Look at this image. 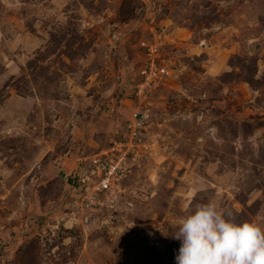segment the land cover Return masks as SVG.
<instances>
[{"label": "rangeland", "instance_id": "rangeland-1", "mask_svg": "<svg viewBox=\"0 0 264 264\" xmlns=\"http://www.w3.org/2000/svg\"><path fill=\"white\" fill-rule=\"evenodd\" d=\"M120 142L113 222L65 229L70 176ZM210 201L264 224V0H0V264H176Z\"/></svg>", "mask_w": 264, "mask_h": 264}, {"label": "clouds", "instance_id": "clouds-1", "mask_svg": "<svg viewBox=\"0 0 264 264\" xmlns=\"http://www.w3.org/2000/svg\"><path fill=\"white\" fill-rule=\"evenodd\" d=\"M176 264H264V224L237 221L215 202L197 204L174 226Z\"/></svg>", "mask_w": 264, "mask_h": 264}, {"label": "built area", "instance_id": "built-area-1", "mask_svg": "<svg viewBox=\"0 0 264 264\" xmlns=\"http://www.w3.org/2000/svg\"><path fill=\"white\" fill-rule=\"evenodd\" d=\"M155 63L154 60L149 63L145 79L147 86L161 75L169 73L166 68L158 67ZM135 120L137 124L131 130L130 138L141 143V132L137 128L144 123H140L139 119ZM134 146L125 142L115 143L90 158V163L84 164L82 161L77 167L76 172L70 176V211L61 219L65 229L88 225L100 228L113 222V213L117 211V198L125 191L124 182L132 174L130 154L131 147ZM104 213L110 215L101 219L100 215Z\"/></svg>", "mask_w": 264, "mask_h": 264}, {"label": "bare ground", "instance_id": "bare-ground-1", "mask_svg": "<svg viewBox=\"0 0 264 264\" xmlns=\"http://www.w3.org/2000/svg\"><path fill=\"white\" fill-rule=\"evenodd\" d=\"M142 118H144V115L139 114V115L136 116V119H142Z\"/></svg>", "mask_w": 264, "mask_h": 264}]
</instances>
